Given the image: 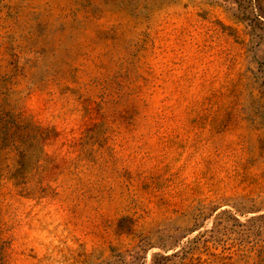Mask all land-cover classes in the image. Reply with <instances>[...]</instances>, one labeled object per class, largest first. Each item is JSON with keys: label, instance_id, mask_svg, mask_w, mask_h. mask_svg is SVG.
I'll use <instances>...</instances> for the list:
<instances>
[{"label": "rangeland", "instance_id": "obj_1", "mask_svg": "<svg viewBox=\"0 0 264 264\" xmlns=\"http://www.w3.org/2000/svg\"><path fill=\"white\" fill-rule=\"evenodd\" d=\"M0 264H264V0H0Z\"/></svg>", "mask_w": 264, "mask_h": 264}]
</instances>
